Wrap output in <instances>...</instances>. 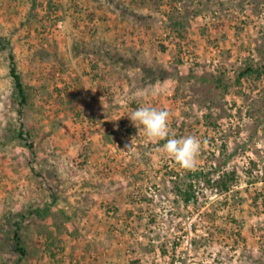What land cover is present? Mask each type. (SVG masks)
<instances>
[{"label":"rangeland","instance_id":"rangeland-1","mask_svg":"<svg viewBox=\"0 0 264 264\" xmlns=\"http://www.w3.org/2000/svg\"><path fill=\"white\" fill-rule=\"evenodd\" d=\"M0 35L30 93L19 114L0 53V264H264V73L239 76L264 65V0H0ZM141 106L202 141L194 168Z\"/></svg>","mask_w":264,"mask_h":264},{"label":"trees","instance_id":"trees-1","mask_svg":"<svg viewBox=\"0 0 264 264\" xmlns=\"http://www.w3.org/2000/svg\"><path fill=\"white\" fill-rule=\"evenodd\" d=\"M117 8H120L118 6ZM174 28L181 27L183 25L182 21H173ZM0 53L4 55V57L7 59V68H8V75L10 76L12 80V86L15 92V97L17 99L19 109L18 113L21 114L23 112V109L30 104V93H29V86L24 82L22 73L18 69V60H17V53L15 49V45L12 42L10 38H8L6 35H0ZM264 73V65L262 66H255L253 64H247L243 69L239 72L240 77H244L247 75H255L260 77ZM219 84H222V79L218 77V80L216 81ZM23 126L22 121H20L19 125L15 127L14 134L18 136L21 139H26L24 136V131L21 128ZM26 134V133H25ZM28 134V133H27ZM29 147L32 148L33 143L29 142L27 143ZM36 176H40V173H35ZM206 174V173H205ZM203 175L202 170H194L189 171L187 173V178L189 181H187L185 187L180 188L178 185L176 187V194H179L181 199L186 203H194L201 199V196H204V193L206 192V185L210 183V178H204L202 181V188L196 189V182H199L201 176ZM234 172H225L220 176V179L216 183L215 188L218 190H229V185L227 183L228 180H233ZM227 178V179H225ZM38 209H34L32 212H37ZM12 233H13V241H14V249L16 252H19L21 255L25 253V250L23 249L22 245V239L20 236V222L16 221L12 225Z\"/></svg>","mask_w":264,"mask_h":264},{"label":"clouds","instance_id":"clouds-1","mask_svg":"<svg viewBox=\"0 0 264 264\" xmlns=\"http://www.w3.org/2000/svg\"><path fill=\"white\" fill-rule=\"evenodd\" d=\"M134 126H142L146 136L153 140H165L163 150L181 167L192 169L196 166L197 158L202 149V141L194 136L176 138L170 132V112L166 109L141 106L134 109L128 116ZM128 153L136 152L134 138L124 145Z\"/></svg>","mask_w":264,"mask_h":264}]
</instances>
